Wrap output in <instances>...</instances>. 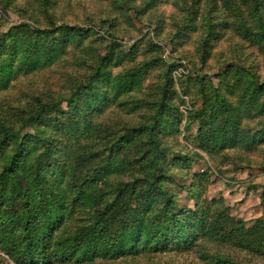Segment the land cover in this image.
I'll list each match as a JSON object with an SVG mask.
<instances>
[{"label":"trees","instance_id":"1","mask_svg":"<svg viewBox=\"0 0 264 264\" xmlns=\"http://www.w3.org/2000/svg\"><path fill=\"white\" fill-rule=\"evenodd\" d=\"M0 1L4 11L11 8L23 18L30 14L33 21L0 32V91L70 51L86 66L63 90L33 96L19 113L6 114L0 105L2 254L13 264H93L99 258L166 251L201 253L206 264H238L209 252L214 245L264 255V218L247 226L232 215L224 197L207 196L211 172L192 167L203 152L226 157L240 148L261 152L264 168V77L235 50L240 48L218 56L215 81L196 75L186 85L179 83L183 95L194 94L184 139L196 151L185 152L176 141L183 101L174 88V65L166 69L162 60L145 59L123 67L133 60L135 46L118 49L114 24L105 30L110 41L101 54L94 44L103 37L85 44L94 25L57 22L50 11L55 0H40L38 7ZM108 1L116 10L131 4L142 14L159 0H142L139 8L134 0ZM254 1L248 16L239 12L230 26L256 47L264 68V0ZM210 16L211 11L200 15L197 24L193 6L177 19V37H185L187 27L201 29L197 56L202 66L217 57L214 41L227 26ZM156 66L162 82L134 98ZM113 104L127 113L142 112L136 123L109 124L104 117ZM261 204L264 209V188Z\"/></svg>","mask_w":264,"mask_h":264},{"label":"rangeland","instance_id":"2","mask_svg":"<svg viewBox=\"0 0 264 264\" xmlns=\"http://www.w3.org/2000/svg\"><path fill=\"white\" fill-rule=\"evenodd\" d=\"M3 1V0H2ZM16 5H26V2L33 7H38L40 0H14ZM159 0L157 4L142 14L134 11L130 5H124L122 9L116 10L108 0H55L50 11L57 22L63 21L70 25L93 26V35L85 40V44L95 38L103 37L94 44L99 48L101 54L104 53V46L110 41L106 28L114 24L111 30L116 38L119 48L128 51L135 46L133 60H125L123 67L133 66L135 63L145 60H162L165 68L174 65L171 76L174 81V88L180 94L183 102L179 105V111L183 115L180 131L176 135V141L186 146V151L196 150L192 148L190 140L184 139V124L186 115L191 109L190 104L194 94L183 95L180 92L179 83L182 81L186 85V79L191 76H207L213 79L214 73L218 71V56L221 54L231 55L232 48L244 55L253 69L264 77L263 57L257 52L255 46L249 44L237 35L230 26L237 20V15L247 17L249 11L254 7V0ZM1 2V1H0ZM142 0H134L136 8L141 6ZM196 8L202 18L210 16L215 22L224 23L226 28L214 41L213 54L217 57L207 60L202 66L198 63L197 45L201 29L193 31L192 27H187L185 37H177L179 29L177 19L186 8ZM183 10V11H182ZM40 11V10H38ZM0 17L4 20L0 26V32L7 31L13 25L22 21L33 24L30 14L24 18L8 8L3 10L0 3ZM42 20H46L41 15ZM206 19V18H205ZM158 25V26H157ZM102 26V27H101ZM114 39V38H112ZM96 40V39H95ZM247 58V59H246ZM72 57V52L65 54L63 58L47 68H41L28 75H19L13 79L6 90L0 91V105L6 114L19 113L23 106L29 102L33 96L43 94H57L63 90L69 81L86 71V66L81 65ZM162 68V66H159ZM120 67L113 70H119ZM158 66L151 68L146 74L142 83V90L134 92V98L144 97L149 88L154 84L162 82V76ZM80 76V75H79ZM114 104L108 106L104 119H110L109 124L115 122L136 123L142 110L127 113L126 108L116 107ZM192 133L195 129L192 128ZM263 154L256 151H245L237 148L229 150L226 157L214 155L210 158L204 152L202 157L193 161V169L202 172H211L213 181L207 187L209 198L224 197L230 207L232 215L242 219L247 226L254 224L256 219L264 218V209L261 204V194L264 188V168L262 167ZM185 192L181 198L184 199ZM191 205L192 203L189 202ZM208 251L219 253L231 258L238 264H264V255L258 256L243 252L242 250L227 246H210ZM201 253L194 252H156L135 257H123L117 259H97L93 264H206ZM0 264H13L7 256L0 252Z\"/></svg>","mask_w":264,"mask_h":264}]
</instances>
